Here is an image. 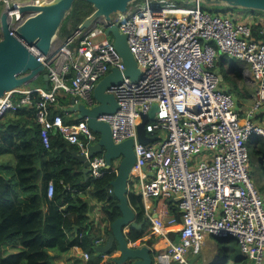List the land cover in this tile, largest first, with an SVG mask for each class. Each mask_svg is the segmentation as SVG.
<instances>
[{"label":"built area","instance_id":"1","mask_svg":"<svg viewBox=\"0 0 264 264\" xmlns=\"http://www.w3.org/2000/svg\"><path fill=\"white\" fill-rule=\"evenodd\" d=\"M50 1L0 0L1 15H7L9 29L15 31L29 17L19 13L21 7ZM110 26H117L126 36L140 71L135 81L123 75V61L113 39L105 34ZM258 32L254 36L251 25L230 15L206 12L200 3H134L109 20L100 17L87 29L78 27L68 38L57 37L60 43L55 48L52 41L49 53L39 58L49 87L6 92L0 98V131L13 111L34 107L45 149L50 147L51 136L59 134L88 157L89 146L98 141V135L88 127V118L74 121L75 115L65 113L73 122L64 123L50 108L66 96L92 108L95 86L116 68L122 82L106 93L114 96L119 109L98 121L109 125L115 144L134 140L135 164L128 191L131 184L138 189L150 235L166 238L167 227H180L177 241L154 248L153 263L187 264L186 256L201 254L209 237L235 239L248 264H264V202L246 168L248 143L256 138L264 142V127L256 122L264 111V30ZM220 56L247 66L241 74L243 80L252 81L255 91L253 104L244 111L221 86L215 64ZM34 93L39 96L36 101ZM153 105L157 112L145 132L156 141L138 144L136 126ZM88 160L93 179L109 170L103 156ZM54 190L49 181L48 199L53 198ZM108 193L113 195L112 187ZM170 200L179 211V221L169 214L166 202ZM74 249L89 262L88 252L81 246Z\"/></svg>","mask_w":264,"mask_h":264},{"label":"trees","instance_id":"2","mask_svg":"<svg viewBox=\"0 0 264 264\" xmlns=\"http://www.w3.org/2000/svg\"><path fill=\"white\" fill-rule=\"evenodd\" d=\"M142 1L136 0L134 3ZM173 2L176 3L175 0ZM203 10L211 14H221L217 8L203 7ZM93 11L91 4L76 1L57 32V37L63 39L71 36ZM220 11L234 13L244 10L223 7ZM236 21L243 22L239 19ZM261 29L260 25L251 26L254 36H257ZM226 62L227 58L220 56L215 63L217 69H220L219 74L224 77L226 71L223 66ZM240 69V66L233 64L230 71L241 77L238 74ZM41 81L44 82L42 75ZM229 93L235 98L239 109L240 105H243L238 104L239 101L245 104L252 101L254 96L252 89L240 86H236L234 92L229 90ZM32 99L38 100V94L34 93ZM69 101L66 97L59 98L58 104L66 107ZM50 111L52 115L60 114L64 123L73 122L71 117L62 110H56L54 106ZM11 114L12 118L3 121L0 131V156L8 153L16 159L12 166L0 164V264H52V257L48 252L56 250L64 253L76 246H81L89 253L88 264H98L103 256L93 251L95 242L102 238L100 245H104L110 225L120 217L118 202L108 193L116 176L115 168L106 170L98 179L88 175L85 180L81 172L82 164L71 154L77 150L76 146L69 144L58 134L51 136L50 147L45 149L39 134L40 126L35 119L34 107L18 108ZM263 147L261 138L251 140L247 145V151L255 154L254 160L249 156L247 164L254 166L256 160L262 172ZM2 172H9V177L4 176ZM49 181L54 183L55 189L52 199H48L46 194ZM91 199L101 204L100 216L96 223L90 221L88 215ZM128 200L136 214V223H144L140 230H129L128 241L136 243L140 240V244L152 245L156 237L141 240L150 235V222L145 217L142 199L133 184L129 187ZM170 210L176 214L175 217L179 221L177 208L172 206ZM214 240L223 242L219 251V264H247L235 239ZM8 246L12 247L13 252L3 254V248ZM107 264H113L112 260Z\"/></svg>","mask_w":264,"mask_h":264},{"label":"water","instance_id":"3","mask_svg":"<svg viewBox=\"0 0 264 264\" xmlns=\"http://www.w3.org/2000/svg\"><path fill=\"white\" fill-rule=\"evenodd\" d=\"M76 1H85L91 4L94 10L80 24L79 30H84L100 17L109 20L111 15L126 12L136 0H52L38 6H23L19 9V13L29 17L15 31L9 29L7 15L3 13L0 17V98L6 92L25 87L38 75H42L46 88L49 87L48 75L39 58L49 53L53 39ZM184 3L187 6L200 3L210 9L225 7L264 14V0H184ZM105 34L113 39L114 47L123 61L125 66L123 75L132 81L137 80L140 71L129 50L126 36L119 32L117 26L108 27ZM121 82L122 74L113 68L93 90L95 106L88 108L83 103H75L71 99L69 105L64 108V113L75 115L74 121L88 118V127L98 135L97 143L88 148V157L79 154L78 151H72L71 154L82 164L81 172L85 180L90 173L89 158L102 154L107 169H111L114 161H118L116 176L111 182V187L113 196L118 202L120 217L110 225L106 243L94 246L93 251L98 255L109 257L113 264H154L152 245L132 244L127 239L128 233L125 232L126 228L140 230L144 225V223H136V214L128 200V182L135 164L134 140L128 139L115 144L109 125L98 121L99 117L118 111L114 96L107 94L106 91ZM156 112L157 106L153 105L146 115L140 116L136 126L138 144L147 145L156 141V138H149L145 132L146 124L154 120ZM92 240L93 238L90 239L91 242Z\"/></svg>","mask_w":264,"mask_h":264},{"label":"crops","instance_id":"4","mask_svg":"<svg viewBox=\"0 0 264 264\" xmlns=\"http://www.w3.org/2000/svg\"><path fill=\"white\" fill-rule=\"evenodd\" d=\"M233 16H235L234 19H236V20L239 19V20H241V21H243L246 24H249L251 26L260 25L262 27V29L264 30V14L263 13L253 12V11H238V12H234ZM243 67L244 66L242 65V68ZM44 84H45V82H44ZM252 101H253V98H252ZM252 101L247 102L248 105H247V103L243 104V106H246L244 109H247L248 107H250L249 105H251L250 103ZM57 106H60V105L58 104ZM56 107H54V108L57 109ZM64 108H65V106H62V107L60 106V110H62L63 112H64ZM244 109H239V110H243L244 111ZM60 110L58 109V111H60ZM243 111H242L240 117H243V113H244ZM9 118H12V114H9L4 119V121H7ZM256 122L258 124L262 125V127H264V111H263V113L259 114L256 117ZM1 157L2 156H0V158ZM0 164H4V163H1V161H0ZM3 175L6 176V177H9L10 173L9 172H3ZM166 203L169 206V214L172 215V216H175L176 214L172 213L171 210H170V207L174 206L173 202L169 201V202H166ZM89 206H90V212H89L88 215L90 217V221L96 223L98 218H99V216H100L101 204L97 203V201L95 199H91L90 202H89ZM151 208H152V210L156 209L155 201L152 202ZM177 213H179V211H177ZM179 228H180L179 226L167 227L165 229L166 238H164V237L163 238H158V237L153 235V237H156L157 240L153 242L152 247L153 248L163 247V246L166 245V243L168 241H171V242L177 241ZM125 232L129 233L130 231L128 230V228H126ZM151 236H152V234L149 235V236H146L145 238H143L141 240L142 241H146ZM140 243H141V241L139 240L138 242L132 243V244H135V245L137 244L138 245ZM211 243H214V240H212L209 237H207L204 240L203 250H202V252L200 254L201 255V261L196 260L195 256H197V255H193V254H189L190 256L188 255V260L193 261L194 264H212L213 263L212 261H208L209 253H208V249H207V246L210 245ZM140 245H145V244H140ZM97 246H99V245H97ZM5 248H3V249H5ZM48 254L52 257V264H88L89 263V262L85 263L82 260L80 254L74 249V247L72 249L64 252V253H61V252L56 251V250H51L50 252H48ZM216 259H217V257H216ZM109 260H111L109 257L103 256L101 258V261L98 264H107V262ZM213 260H215L214 257H213ZM171 264H178V263H171ZM188 264H189V262H188ZM247 264H248V262H247Z\"/></svg>","mask_w":264,"mask_h":264},{"label":"rangeland","instance_id":"5","mask_svg":"<svg viewBox=\"0 0 264 264\" xmlns=\"http://www.w3.org/2000/svg\"><path fill=\"white\" fill-rule=\"evenodd\" d=\"M175 1L179 6L185 5L183 0H175ZM189 6H192V4H190ZM212 8L216 9V7H212ZM217 9L221 14H230L233 18H235V16H233V13H223L222 11H220L222 8H217ZM0 16H1V10H0ZM0 39H1V31H0ZM59 43H60V41L58 40V38L56 36L53 39V47L54 48L57 47L59 45ZM226 58H227V62L223 66L224 70L226 71V76L224 77V76L220 75L222 78V81H221L222 88L226 89V90H230L231 92H234L235 87L240 86V87H246V88L252 89L254 92L255 91L254 84L252 83V81L243 80L244 78L241 74V71H238V74L241 77H237L235 75V73H232L230 71V68L233 64H236L240 67H242V65H243L244 66L243 68L247 67L246 64H244L243 62L238 61V60H232L228 57H226ZM218 71L220 72L219 68H218ZM45 73H46V71H45ZM251 80H253V79L251 78ZM25 87L28 89L42 88L44 90H47L44 82L41 81V75H38V77L31 80L29 83H27L25 85ZM66 98H70V97L66 96ZM252 102L250 103L251 105L253 104ZM238 104H244V103L239 101ZM247 105H248V103H247ZM251 105H249V106H251ZM56 106H54V107H56ZM240 107H241V109H243L246 106L240 105ZM56 108H57L56 110H58V109L60 110V106H57ZM243 116H244V113H243ZM249 156L251 159L254 160L255 154L253 152L250 151ZM196 158H197V156H194V159H196ZM0 159H1L0 160L1 163L9 164V165H13L16 161L14 155L8 154V153L2 155V157ZM117 165H118V161H114L113 167L117 169ZM246 168H247L248 175L250 176L254 186L257 188L260 195L262 196L261 198L263 199V202H264V172L261 171L260 166L257 164L256 160H255L254 166L247 164ZM154 240L156 241L157 238H155ZM222 247H223V242H216L215 240H214V243H211L210 245H208L207 246L208 253H209L208 261H212L213 262L212 264H215V262H217V264H219L220 263L219 251L221 250ZM4 250L5 251L3 252V254H10L13 252V249L10 246L6 247V249H4ZM213 257L215 260H213ZM216 257H217V261H216ZM195 259L198 261H201V255L199 254V255L195 256ZM186 260H187L186 261L187 264H188V262H189V264H194L193 261L188 260V256H186Z\"/></svg>","mask_w":264,"mask_h":264},{"label":"bare ground","instance_id":"6","mask_svg":"<svg viewBox=\"0 0 264 264\" xmlns=\"http://www.w3.org/2000/svg\"><path fill=\"white\" fill-rule=\"evenodd\" d=\"M20 91H24L25 89L23 87L19 88Z\"/></svg>","mask_w":264,"mask_h":264},{"label":"clouds","instance_id":"7","mask_svg":"<svg viewBox=\"0 0 264 264\" xmlns=\"http://www.w3.org/2000/svg\"><path fill=\"white\" fill-rule=\"evenodd\" d=\"M245 11V10H244ZM262 30V29H261ZM241 69H242V67H241ZM241 69L239 70V71H241ZM77 151V150H76ZM95 246H97V245H95Z\"/></svg>","mask_w":264,"mask_h":264}]
</instances>
